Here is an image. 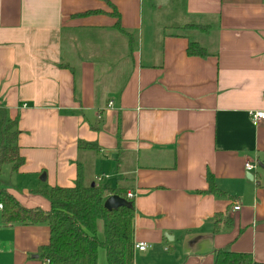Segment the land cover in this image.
I'll list each match as a JSON object with an SVG mask.
<instances>
[{
  "label": "crops",
  "instance_id": "crops-1",
  "mask_svg": "<svg viewBox=\"0 0 264 264\" xmlns=\"http://www.w3.org/2000/svg\"><path fill=\"white\" fill-rule=\"evenodd\" d=\"M0 107L23 159L0 190L21 207L47 212L33 192L79 172L132 199L133 264H264V0H0ZM48 241L0 211V264H44Z\"/></svg>",
  "mask_w": 264,
  "mask_h": 264
},
{
  "label": "trees",
  "instance_id": "trees-1",
  "mask_svg": "<svg viewBox=\"0 0 264 264\" xmlns=\"http://www.w3.org/2000/svg\"><path fill=\"white\" fill-rule=\"evenodd\" d=\"M197 28L199 27L187 26L189 30ZM186 54L198 58L209 55L198 43L192 41L188 43ZM16 128V121H10L6 110L0 107V167L10 166L12 173L23 163L18 153ZM78 146L81 149L94 147L87 143ZM206 179L208 190L205 193L218 194L212 176L208 175ZM33 194L48 201L50 208L47 212L23 208L11 195L0 190L1 219L4 226H48L49 241L38 248L37 252L42 263L97 264L98 251L103 249L106 264H133L134 208L126 189L85 186L78 172L73 187H53ZM107 196H118L128 201L131 208H118L108 212L103 208ZM214 264L259 263L250 254L219 250L215 254Z\"/></svg>",
  "mask_w": 264,
  "mask_h": 264
},
{
  "label": "built area",
  "instance_id": "built-area-1",
  "mask_svg": "<svg viewBox=\"0 0 264 264\" xmlns=\"http://www.w3.org/2000/svg\"><path fill=\"white\" fill-rule=\"evenodd\" d=\"M250 122L253 127H258L260 122H264V112L257 111V112H252L250 113ZM254 167L250 163H245L244 164V169L246 171L252 170ZM130 197V196H129ZM2 210V207L0 205V211ZM234 210H238V207H235ZM135 250H138L140 252L144 251L146 249V244H136L134 246Z\"/></svg>",
  "mask_w": 264,
  "mask_h": 264
},
{
  "label": "water",
  "instance_id": "water-1",
  "mask_svg": "<svg viewBox=\"0 0 264 264\" xmlns=\"http://www.w3.org/2000/svg\"><path fill=\"white\" fill-rule=\"evenodd\" d=\"M93 186L94 185L92 184L91 187H93ZM103 208L106 211L110 212V211H114L118 208H131V204L128 201H126V200H124L118 196H109L103 202Z\"/></svg>",
  "mask_w": 264,
  "mask_h": 264
},
{
  "label": "rangeland",
  "instance_id": "rangeland-1",
  "mask_svg": "<svg viewBox=\"0 0 264 264\" xmlns=\"http://www.w3.org/2000/svg\"><path fill=\"white\" fill-rule=\"evenodd\" d=\"M3 170H5V169H3ZM8 176H10V175L6 170L3 173H2V171H0V183H9V181L11 180L10 177L12 178V176H10V177H8ZM12 180H13V178H12ZM99 250L104 252L103 249H99Z\"/></svg>",
  "mask_w": 264,
  "mask_h": 264
}]
</instances>
